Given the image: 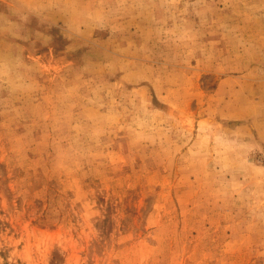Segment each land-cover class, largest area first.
Instances as JSON below:
<instances>
[{"label":"rangeland","instance_id":"obj_1","mask_svg":"<svg viewBox=\"0 0 264 264\" xmlns=\"http://www.w3.org/2000/svg\"><path fill=\"white\" fill-rule=\"evenodd\" d=\"M0 264H264V0H0Z\"/></svg>","mask_w":264,"mask_h":264},{"label":"bare ground","instance_id":"obj_2","mask_svg":"<svg viewBox=\"0 0 264 264\" xmlns=\"http://www.w3.org/2000/svg\"><path fill=\"white\" fill-rule=\"evenodd\" d=\"M211 120V119H210Z\"/></svg>","mask_w":264,"mask_h":264}]
</instances>
